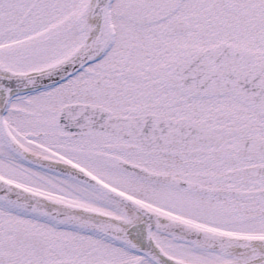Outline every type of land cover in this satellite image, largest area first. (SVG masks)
<instances>
[{
    "label": "snow or ice",
    "instance_id": "snow-or-ice-1",
    "mask_svg": "<svg viewBox=\"0 0 264 264\" xmlns=\"http://www.w3.org/2000/svg\"><path fill=\"white\" fill-rule=\"evenodd\" d=\"M0 264H264V0H0Z\"/></svg>",
    "mask_w": 264,
    "mask_h": 264
}]
</instances>
